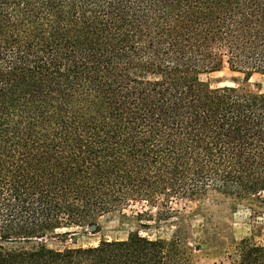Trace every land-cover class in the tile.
Masks as SVG:
<instances>
[{"label":"trees","instance_id":"trees-1","mask_svg":"<svg viewBox=\"0 0 264 264\" xmlns=\"http://www.w3.org/2000/svg\"><path fill=\"white\" fill-rule=\"evenodd\" d=\"M225 65L264 75V0H0V264H195L180 227L42 240L211 194L264 214V90L200 79ZM212 264H264V243Z\"/></svg>","mask_w":264,"mask_h":264},{"label":"rangeland","instance_id":"rangeland-1","mask_svg":"<svg viewBox=\"0 0 264 264\" xmlns=\"http://www.w3.org/2000/svg\"><path fill=\"white\" fill-rule=\"evenodd\" d=\"M245 76L244 72L225 65L219 70L201 73L200 79L211 87L245 83L252 88L259 85L264 90V75L252 73L247 80ZM171 205L176 215L166 221L140 220L137 212L142 209L154 212L155 207L136 203L100 216L96 230L88 225L62 227L42 242L49 248L62 250L96 245L101 240L125 239L134 232L153 239H169L180 227L185 233L187 253L195 264L224 260L242 239L264 243V214L255 213V207L246 203L211 194L194 201H173Z\"/></svg>","mask_w":264,"mask_h":264}]
</instances>
